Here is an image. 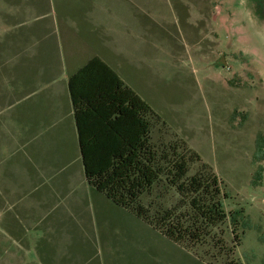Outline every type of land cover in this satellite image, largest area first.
<instances>
[{"label":"rangeland","instance_id":"obj_1","mask_svg":"<svg viewBox=\"0 0 264 264\" xmlns=\"http://www.w3.org/2000/svg\"><path fill=\"white\" fill-rule=\"evenodd\" d=\"M123 48L124 81L166 122L152 141L184 139L244 224L235 236L226 220L188 247L107 197L97 209L122 216L91 264H264V0H124ZM177 201L165 183L142 197L150 209Z\"/></svg>","mask_w":264,"mask_h":264},{"label":"crops","instance_id":"obj_2","mask_svg":"<svg viewBox=\"0 0 264 264\" xmlns=\"http://www.w3.org/2000/svg\"><path fill=\"white\" fill-rule=\"evenodd\" d=\"M123 46L124 0H0V264H91L111 244L68 77L97 56L124 80Z\"/></svg>","mask_w":264,"mask_h":264},{"label":"trees","instance_id":"obj_3","mask_svg":"<svg viewBox=\"0 0 264 264\" xmlns=\"http://www.w3.org/2000/svg\"><path fill=\"white\" fill-rule=\"evenodd\" d=\"M68 89L89 184L185 246L199 243L226 220L237 236L244 221L239 211H225L227 193L214 169L184 139L154 143V124L166 122L115 70L94 56L68 77ZM261 144L258 140L256 156ZM161 183L175 190L178 201L150 209L154 204H144L142 197Z\"/></svg>","mask_w":264,"mask_h":264}]
</instances>
